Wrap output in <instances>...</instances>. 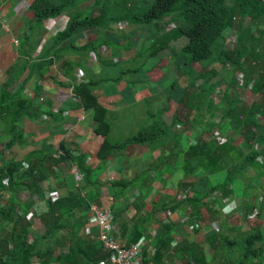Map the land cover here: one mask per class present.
Instances as JSON below:
<instances>
[{
    "label": "trees",
    "instance_id": "obj_1",
    "mask_svg": "<svg viewBox=\"0 0 264 264\" xmlns=\"http://www.w3.org/2000/svg\"><path fill=\"white\" fill-rule=\"evenodd\" d=\"M132 1L125 0L124 6L119 2L121 21L131 22L135 26L148 25V29L153 28L154 35L158 36L140 54L143 62L156 59L164 49H168L172 56L183 55L187 59L183 72L189 78L188 84L179 103L182 108L173 115L171 125H167L163 119L167 112L164 108L158 115H151L137 133L117 142L111 139V113L98 103L94 95L97 83L89 80L72 86L81 106L93 111L99 123L95 133L102 136L104 141L96 158L103 164L131 145L146 146L152 153L156 151L163 154L160 163L164 164L169 159V164L164 165L167 170L172 164L175 166L182 155L181 167L187 176L198 175L199 179L189 186L191 197L182 201L181 194L174 196L173 192L171 196L165 197L164 192L153 201L151 211L146 212L145 216L141 215L144 205L140 206L138 202L131 204L136 210L133 218H129L124 209L118 213L112 205L110 208L119 226L114 236L125 247L139 244L146 235V226L153 218L165 211L173 213L184 208L182 202L187 201L192 207L187 215V225H196L202 219L201 209L205 208L211 217L219 218V231H211L200 243L196 239L195 242L185 239L173 246L176 228L162 225L158 228L159 235L150 256L142 248L139 257L141 264H170L173 261L181 264H264V228L257 221V218H263V211L255 215V224L250 226L229 227L222 215L225 205L235 195L234 185L242 195L249 196L253 192L255 197V193L260 195L264 186V0ZM97 2L95 0L92 6ZM79 3L77 0L30 1L28 23L36 27H40L44 19L66 12L71 14L65 29L52 38L46 55L42 53L41 61L37 62L41 63V67L36 70L31 68V74H44L46 68L66 51L100 53L97 42H88L84 46L71 43L57 50L56 46L64 44L67 38L82 29L96 27L101 22L107 23L104 12L78 19L74 8ZM246 19L250 20L255 31L252 26L244 25ZM228 29L236 34L235 47L228 46L230 38L224 33ZM52 50L54 55L48 58ZM65 63L71 69L64 72L73 80L72 69L74 65L79 66L80 62L67 60ZM217 63L221 65L223 73L215 67ZM195 65L202 70L189 77L186 69ZM223 74H231L230 80L223 78ZM242 74L244 79L240 86L238 77ZM176 84H172V91L178 86ZM251 84L253 94L243 102L240 96ZM9 87V84L1 86L0 99V131L7 137L4 149L0 150L4 156L5 148L9 150L14 144L22 146L27 143L24 134L16 132L14 123L21 117H30L25 111L30 110V100L11 95ZM259 94L263 98L256 101ZM184 105L191 112L183 114ZM183 115L188 116L184 118ZM5 123L9 125L7 129L2 126ZM187 133H191L188 137H193L195 141L183 149L181 140L186 139ZM237 137L243 138V148L235 145ZM222 138L224 142L220 141ZM173 142L176 143L169 145ZM59 150L63 154L56 157ZM87 157L90 156H73L66 143H61L58 148L46 146L33 150L25 160H7L8 163L0 167V264H33L35 260L36 264L110 263L111 253L86 231V226L93 218L91 204L97 203L102 196L101 184L94 180V171L90 166L92 163L87 164ZM59 159L70 161L84 175L86 196L83 197L77 191L56 200L48 198L47 209L39 213L35 208L37 200L45 199L46 196L42 183L50 176L52 165H56ZM160 167L161 164H158L154 168ZM175 170L176 167H173L172 173ZM149 172L151 170L130 182H115L114 187L118 191L114 198L120 196V188L140 184ZM208 174L216 176V180L211 182ZM203 184L209 191L202 187ZM240 185L244 187L240 189ZM180 186L181 183L178 188ZM214 192L218 196L215 202H211L210 194ZM256 207L255 202L243 203L246 219L256 212ZM40 227H44L45 231L40 232ZM227 232L233 234L234 238Z\"/></svg>",
    "mask_w": 264,
    "mask_h": 264
},
{
    "label": "crops",
    "instance_id": "obj_2",
    "mask_svg": "<svg viewBox=\"0 0 264 264\" xmlns=\"http://www.w3.org/2000/svg\"><path fill=\"white\" fill-rule=\"evenodd\" d=\"M30 1L0 0V99L2 98L1 86L9 84L11 89L15 82L23 81L22 85L28 91L23 99L30 100V110L25 111L30 114V117L32 116V119L27 116L21 117L14 123L16 132L24 134L27 143L22 146L14 144L12 146L13 154L10 158L6 154L4 158L6 160H25L24 158L33 150H39L46 146L58 148L61 143H66L73 156H90V159H87V164L92 163L90 166L94 171V180H98L101 184L100 193L102 195L98 202L93 204L105 208H112L114 205L118 213L120 209H124L129 218H133L136 213L135 207L131 205L134 202H138L140 206L144 205L141 215L145 216L146 212L151 211L153 201L157 200V197L163 195L164 192L165 197L171 196L173 192L174 196L181 194L182 201L191 197L189 186L198 181L199 176H187L181 167L183 165L182 155L179 157V162L175 166L172 164L173 166L171 165L167 170V166L164 165L169 164V159L164 164L160 163L163 158L162 153L156 151L152 153L146 146L131 145L117 157L108 159L101 164L96 158L104 141L102 136L95 133L99 123L94 118V112L85 110L73 92L72 86L79 82L85 83L90 80L97 83L93 92L98 103L111 113L113 125L111 139L114 142L123 141L132 135L128 133L134 125L140 121L146 123L151 115H158L164 108L167 109V112L163 115V119L167 125H171L189 78L180 71V65L175 64L177 61L172 58L168 49L160 51L156 59H147L143 62V57H140V61L135 62V57L141 56L140 54L149 47L150 43L158 38L154 35V29L121 21L122 14H118L116 19L111 17L112 22L107 20V23L101 22L96 27L84 28L79 33L67 38L64 44L56 46L58 50L65 45L70 46L71 43L76 46H84L88 42H97L100 45L97 47L99 54L81 50L66 51L62 55L63 57H57L46 68L44 74L40 75L41 77L38 74L37 77H34L33 73L35 72L31 74L32 70L29 68L36 70L41 67V63L37 62L41 61L42 53L44 56L46 55V49L52 38L66 27L71 14L66 12L54 18L44 19L40 23V27H36L28 23L30 17L27 9ZM51 1L56 2L57 0ZM99 13L100 11L97 10L93 15ZM90 15L92 14L88 16ZM59 18L60 22L56 23ZM83 18L78 19L82 20ZM52 27H54V34L49 33ZM37 30L38 32H36ZM136 34H138L136 37L144 39L145 42L134 46L132 43ZM126 45L128 46L126 49L120 47L124 48ZM114 49H120V51L112 52ZM53 55L54 51L52 50L47 57L51 58ZM164 55H169V57H164ZM18 59H23V64L18 65ZM67 60L72 63L80 62L79 66L74 65L72 69L73 80L64 72L70 69L69 65L65 63ZM156 69L159 71L157 72ZM173 83H177L178 86L172 91ZM183 84L186 85L183 86ZM152 106H155V109H148ZM135 107L140 109L133 111ZM178 126L183 127L181 124ZM188 136H191V133L190 135L185 134L186 139L181 140L183 149L188 148L189 144L195 141L193 137L189 138ZM7 151L12 153L10 149ZM22 152L21 157L14 158ZM57 154H55L56 157L63 153L59 150ZM158 164H161V167L154 168ZM74 167L76 166L70 161H60V159L56 165H52L50 176L42 183L46 193L45 199H38L35 206L39 213L45 212L47 209L48 198L56 200L79 190H81L80 193L84 191L83 183L80 188H77L73 176ZM173 167H176L175 173H172ZM150 170L149 175L142 178L140 184L136 183L134 186L120 188L118 193L120 196L118 199L114 198L118 191L114 187L115 182L133 181L140 174ZM211 177L216 180V176L210 175L208 178L211 180ZM215 180H211V182ZM180 183L181 186L178 188ZM202 187L209 191L204 184ZM240 189H242V185H240ZM89 190L91 191V189ZM240 195L243 196L242 193ZM217 196L214 192L209 200L215 202ZM231 199L232 201L222 210L223 218L227 219L229 227L245 226L250 221L243 216L245 215L243 205H236L234 194ZM182 203L185 205L184 208H179L173 213L165 211L153 218L152 222L146 226V235L140 240V243L143 251L146 250L149 256L154 251L159 235L158 228L162 225H172L176 228V231L173 232V246H177L185 239L191 241L196 239L200 243L211 231H219V218L211 217L205 208L201 209L202 219L196 225H187V215L192 211V207L187 201ZM253 217H255L254 214L250 219L254 221ZM220 218L222 217L220 216ZM240 220L245 223H239ZM113 224L118 225L116 221H113ZM86 231L93 239L97 240L99 228L94 217L86 226ZM228 234L233 235L230 232ZM139 262L141 263V260ZM170 264L181 263L173 261Z\"/></svg>",
    "mask_w": 264,
    "mask_h": 264
},
{
    "label": "rangeland",
    "instance_id": "obj_3",
    "mask_svg": "<svg viewBox=\"0 0 264 264\" xmlns=\"http://www.w3.org/2000/svg\"><path fill=\"white\" fill-rule=\"evenodd\" d=\"M78 2H80L79 4H78V6H76L75 7V12H76V15L78 16V18H83V17H85V16H88L89 14H93L94 12H96L97 10L98 11H100V12H104L106 15H107V19H108V22H112L113 20L111 19V17H114L115 19L118 17V14H120V13H122V10L121 9H119V2H121V4H122V6H124V1L125 0H116V1H114V0H98V2L96 3V5L95 6H92V3L94 2V0H77ZM136 0H133L132 2H135ZM95 3V2H94ZM51 22V21H50ZM58 22H60V18L57 20V22L56 23H58ZM66 25H67V23H66ZM65 25V26H66ZM244 25L245 26H252V28H253V30L255 31V28H254V26L253 25H250V20L249 19H246V21H244ZM244 25L242 24V27H244ZM147 26L148 25H144V26H142V27H144V28H147ZM65 28V27H64ZM64 28H62L60 31H62ZM168 29V27L167 28H165V30H167ZM257 30V29H256ZM259 31V30H258ZM36 32H38V30L36 31ZM49 33H51V34H54L55 32H54V27H52L50 30H49ZM225 35L227 36V37H229L230 38V43H229V45L228 46H230V47H235V44H236V42H235V39H236V34L234 33V32H232L231 30H226L225 32ZM138 34H136L135 35V37H134V42L132 43V45H136V44H140V43H144L145 42V40L144 39H139V37H136ZM111 42H113V40H110ZM120 47H122V49H126V48H128V46L126 45L124 48H123V46H120ZM121 49V48H120ZM120 49H117V50H112V52H118V51H120ZM121 49V50H122ZM171 56H172V54H171ZM140 57L141 56H138V57H135V62L136 63H138L139 61H140ZM164 57H169V55H164ZM172 58H175L176 59V63L175 64H177V65H181V66H179V69H180V71H182L183 72V69L185 68V67H183L184 66V64L185 63H187L186 62V57L185 56H183V55H176V56H172ZM171 59V58H170ZM26 63V62H25ZM17 64L18 65H21V64H23V59H18V61H17ZM134 65V64H133ZM33 66V65H32ZM171 66H173V65H171ZM69 67V66H68ZM215 67L220 71L221 70V65H219L218 63L215 65ZM70 69H71V67H69ZM29 69H31V68H29ZM187 71H188V74H189V77H191V76H193L194 75V73L196 72V71H201L202 69L200 68V66H198V65H195V66H192V67H189V68H187L186 69ZM156 71L158 72L159 71V69H156ZM161 71H163V69H161ZM221 72L223 73V71L221 70ZM184 73V72H183ZM229 75V74H228ZM227 74H223V78H228L229 80H230V76H231V74L228 76ZM33 76L34 77H37V74L36 73H33ZM140 76H142V75H140ZM145 77H147V78H150V77H148L147 75H145ZM217 79H219V78H217ZM243 79H244V77H243V74L242 75H240V77H238V83L240 84V86H241V84L243 83ZM22 82L23 81H17V82H15V84L13 85V88H8V91L11 93V95H14V96H18L19 97V99H23L24 97H26V95L28 94V91L24 88V86L22 85ZM119 83H120V81H119ZM186 84H183V86H185ZM251 87H252V84L241 94V99H242V101L244 102H246L247 100H249L250 99V97L252 96V94H253V92H252V89H251ZM167 97H168V95H167ZM262 95L261 94H259V95H257V97H256V101H261L262 100ZM224 105L226 106V103H224ZM118 106H120V105H118ZM182 108V106L181 105H179V107H178V110L179 109H181ZM184 113L183 114H186V113H188V112H191L190 110H189V108L186 106V105H184ZM140 108L139 107H135L134 109H133V111H138ZM148 109H150V110H152V109H155V106H152V107H149ZM177 110V111H178ZM184 116V118H186L188 115H183ZM141 120V119H140ZM144 124L145 123H143V121H140L139 123H137L136 125H134L133 126V128H131L130 129V131H129V133L128 134H135V133H137L138 132V130L140 129V128H142L143 126H144ZM3 126V128L4 129H7L8 127H9V125L7 124V123H5V124H3L2 125ZM0 127H1V125H0ZM262 128H260L259 130H261ZM259 132H262V131H259ZM188 134V133H187ZM230 134V133H229ZM188 135H190V133L188 134ZM216 135H218V134H216ZM130 136V135H129ZM243 138H241V137H237V140H236V146H241L242 148H243V146H242V140ZM7 140V137L5 136V133L3 132V131H0V150H3L4 149V147H3V145H4V143H5V141ZM221 142H224V138H222L221 140H220ZM10 150H12V153L11 152H9V151H7V149L5 148V153L7 154V157L8 158H10V156H11V154H13V151H14V148L13 147H11V148H9ZM9 153V154H8ZM23 155V152L22 153H20V154H18V155H16L14 158H17V157H21ZM87 159H90V157H87ZM179 161H177L176 163H178ZM5 163H8L7 162V160L4 158V155H1L0 154V167H3L4 166V164ZM109 169V168H108ZM108 172H110V171H108ZM74 176V175H73ZM211 180H215V178L214 177H211ZM255 184V183H254ZM248 185V183L246 184V186ZM262 185H264V181H262ZM242 187H244V186H242ZM239 188H240V186H239ZM234 189H235V196H236V205H243V203H254L255 202V205L257 206L256 207V214H258L259 215V213H262L261 212V210L263 211V214H264V186H263V191H261L260 192V195L257 193H255V195L257 196V197H259L260 199H256L257 197H255V196H253L254 195V193L252 192L249 196H247L246 194L245 195H243V196H241L240 195V193L236 190L237 189V186H235L234 185ZM212 194H210V196H211ZM214 196H215V194H214ZM246 197H248V198H246ZM245 201V202H244ZM243 212H244V209H243ZM245 213V212H244ZM255 214V212H254V216L256 215ZM244 217H245V219H246V216L245 215H243ZM250 218H252V216H249L248 217V220L250 221V222H247L246 224H245V226H250V225H253V224H255V221H253L252 219H250ZM254 219L256 218V216L255 217H253ZM258 220L257 221H259L260 223H261V226L264 228V215H263V218H261V217H259V218H257ZM247 220V219H246ZM239 223H241V224H244L245 222H243L242 220H240L239 221ZM40 232L42 231V232H44L45 230H44V227H41V229H38ZM228 233V232H227ZM231 238H234V236L233 235H229ZM29 240H31V237H29ZM33 264H36L37 262H36V260L35 261H33L32 262Z\"/></svg>",
    "mask_w": 264,
    "mask_h": 264
},
{
    "label": "built area",
    "instance_id": "obj_4",
    "mask_svg": "<svg viewBox=\"0 0 264 264\" xmlns=\"http://www.w3.org/2000/svg\"><path fill=\"white\" fill-rule=\"evenodd\" d=\"M73 175L77 188H80L84 175L76 167L73 168ZM81 195L86 196V192L82 191ZM90 210L99 228L96 238L102 243L105 250L111 253L109 264H141L139 257L142 253V244H132L125 247L114 236L118 232L119 226L113 224V221H115L113 210L111 208H101L97 204H91Z\"/></svg>",
    "mask_w": 264,
    "mask_h": 264
}]
</instances>
